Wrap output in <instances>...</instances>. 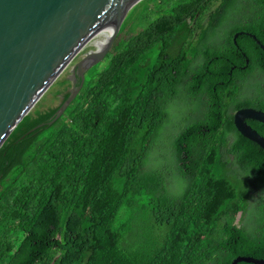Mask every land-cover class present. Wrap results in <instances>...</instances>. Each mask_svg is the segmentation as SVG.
Returning <instances> with one entry per match:
<instances>
[{"label":"trees","instance_id":"obj_1","mask_svg":"<svg viewBox=\"0 0 264 264\" xmlns=\"http://www.w3.org/2000/svg\"><path fill=\"white\" fill-rule=\"evenodd\" d=\"M167 7L146 28L129 27L79 104L12 169L0 199V264L264 259V150L234 126L239 109L264 112V49L239 35L243 56L234 41L246 32L264 44V0ZM216 57L248 65L232 79L204 74ZM246 123L264 137V124ZM168 125L177 192L159 168L146 171ZM141 211L166 228L164 241L138 240Z\"/></svg>","mask_w":264,"mask_h":264},{"label":"water","instance_id":"obj_2","mask_svg":"<svg viewBox=\"0 0 264 264\" xmlns=\"http://www.w3.org/2000/svg\"><path fill=\"white\" fill-rule=\"evenodd\" d=\"M144 2L0 0V199L11 184L12 169L72 104H79ZM239 35L264 49L244 32L235 35L238 48ZM246 66L216 57L204 74H229L232 79L234 69ZM246 120L264 124V112L243 108L234 114L236 130L264 150V137ZM240 263L264 264V259L233 256L232 264Z\"/></svg>","mask_w":264,"mask_h":264},{"label":"rangeland","instance_id":"obj_3","mask_svg":"<svg viewBox=\"0 0 264 264\" xmlns=\"http://www.w3.org/2000/svg\"><path fill=\"white\" fill-rule=\"evenodd\" d=\"M175 0H147L144 2L141 11L139 12L137 18L135 19L134 23L130 26L131 30H140L142 28H146L151 20L158 19L166 15V12H169L171 7H167L169 4L174 3ZM148 10H151L153 14H150ZM140 27V28H139ZM108 64V63H107ZM106 67V66H105ZM104 67V68H105ZM176 106L183 108V104H176ZM185 108V107H184ZM176 110L178 108H175ZM173 122V120H172ZM177 122V121H176ZM172 126V124H171ZM171 126H166L165 130L163 131L162 140L157 142L155 147V151L150 158L149 164L146 168V171H154L156 169H160L161 172L166 174L168 178L171 180L168 183V189L171 192H177V186H181V182L179 179V173L175 164L174 159V146L173 140H171V136H168L171 133ZM165 136V138H163ZM236 175H232V179ZM241 178V186L248 189L249 182L247 180V175L240 177ZM172 180H174L172 182ZM257 193L254 199H257ZM239 214L237 216L239 225L244 226L248 222V214ZM134 228H138L139 230V238L138 240H149L153 239L155 243H160L164 241L166 236V228L161 226H156L154 220L148 221L147 217H144L143 212L141 211L138 215L136 221L133 222ZM138 242V241H137Z\"/></svg>","mask_w":264,"mask_h":264},{"label":"flooded vegetation","instance_id":"obj_4","mask_svg":"<svg viewBox=\"0 0 264 264\" xmlns=\"http://www.w3.org/2000/svg\"><path fill=\"white\" fill-rule=\"evenodd\" d=\"M239 33H240V32H239ZM244 33H246V32H244ZM236 34H238V33H236ZM238 38H239V36H238ZM238 38H237V39H238ZM234 39H235V38H234ZM237 39H236V40H237Z\"/></svg>","mask_w":264,"mask_h":264}]
</instances>
